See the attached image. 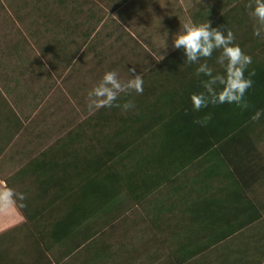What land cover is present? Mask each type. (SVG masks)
<instances>
[{
    "label": "crops",
    "instance_id": "0c3cea01",
    "mask_svg": "<svg viewBox=\"0 0 264 264\" xmlns=\"http://www.w3.org/2000/svg\"><path fill=\"white\" fill-rule=\"evenodd\" d=\"M209 1L188 0L187 5L200 19H210L212 28L225 35L231 29L234 43L252 57L248 67L262 71L264 29L260 37L253 35L254 25H259L249 14V0H211V8L217 3L229 5L214 15L212 9L208 15ZM162 2L60 0L64 10L69 9V22L73 21L63 23L68 32L63 29L61 33L82 36L86 45L73 53L66 45L73 40L65 38L63 49L72 54L68 64L55 73V81L70 80L71 93L58 94L54 101L50 93L20 92L14 80L7 90L8 82L0 75V192L10 189L14 193L12 202L0 207V264H178L176 258L188 254L191 244L207 241L203 228L209 209H204L210 189L204 191L193 183L205 166L193 163L170 185L162 184L159 176V183L148 193L143 180L150 172L138 167L137 155L152 143L145 122H159L186 104L182 82L194 79L196 88L197 82L204 84L194 74L202 64L213 73L225 70L220 50L189 61L180 46L173 57L166 55L146 64L133 75L142 76L143 92L118 97L120 103L132 102L134 107L128 111L112 107L89 112L85 106L88 92L105 72L116 71L121 78L128 71L131 52L142 51L133 54L138 60L147 50L137 36L149 23L159 24ZM175 2L180 9L177 16L189 17L185 3ZM57 45V49L52 44L44 47L49 53L63 44ZM85 49L91 50L92 75L97 74L90 81L85 80ZM259 130L262 139L256 148L264 140V125ZM161 148L159 137V163L171 157ZM173 157L172 162H177ZM259 160L256 154L254 169L260 174L264 163ZM63 186L70 188L68 193ZM19 193L23 201L18 200Z\"/></svg>",
    "mask_w": 264,
    "mask_h": 264
},
{
    "label": "trees",
    "instance_id": "16d2710c",
    "mask_svg": "<svg viewBox=\"0 0 264 264\" xmlns=\"http://www.w3.org/2000/svg\"><path fill=\"white\" fill-rule=\"evenodd\" d=\"M256 69L253 72L247 67L245 71L246 77L253 73L252 86L244 97L247 108L227 103L209 104L193 112L191 94L206 92L205 83L197 82L196 88L193 79L181 84L182 96L187 102L179 111L160 118V124L156 119L145 122L150 131L147 139L152 143L145 151L139 149L137 164L150 172L143 180L148 193L153 190L150 187L159 183V176L162 184L170 185L176 182L174 178L178 173L186 172L193 163L196 167L205 166L201 169L203 175L193 183L204 191L210 189L205 200L209 205L204 209H209L210 214L203 228L207 241L191 244L188 254L176 258L178 264H264V196L254 194V188L260 187L264 179V175L254 169L264 115L259 120L252 119L256 111L264 110V69ZM194 74L205 82L209 79L203 72ZM224 74V69L212 72L213 76ZM209 116L206 124L197 123ZM159 137L162 151L171 155L160 163ZM173 156L177 162H172ZM168 167L171 172L166 178ZM69 190L63 186L65 193Z\"/></svg>",
    "mask_w": 264,
    "mask_h": 264
},
{
    "label": "rangeland",
    "instance_id": "374dc122",
    "mask_svg": "<svg viewBox=\"0 0 264 264\" xmlns=\"http://www.w3.org/2000/svg\"><path fill=\"white\" fill-rule=\"evenodd\" d=\"M78 1L82 3L86 2V0ZM160 1H163L161 8L164 11L161 14L159 13V24L149 26V23L146 28L147 30L137 36L138 40L142 44L144 43L147 50L142 53L138 60L135 59L136 55L133 54L140 55L142 51L138 49L137 53L135 51L131 52L132 60L127 63L129 68L135 67V72L144 69L143 67L146 64H150L156 58H159L161 61L166 55V57L174 56V49L180 47L174 45L175 36L181 29L180 22L184 20H191L194 23L205 22L204 19L199 18L194 9H189L187 5L188 0H179L180 3L181 1L183 4L185 3V11L189 16L184 18V20L180 18L181 16H177V12H180V9L175 0H169L170 2L166 0ZM207 5L209 8L208 15L211 14V9L214 15V13H222L229 8V5L224 3H217L211 8V0ZM168 9L170 10V14ZM68 11L64 10L60 4V0H0V75L3 76L4 82H8V84H5V88L8 85L11 86L13 80L18 81L20 92L30 90V92L37 94L50 93V99L53 101L58 94L71 93V88H69L71 81L64 80L60 84H57L59 81H55V73L69 62V56L72 53L66 50L70 48L75 53L74 51H78L86 45V39H83L79 35L61 33L66 27L64 26L66 25L65 22L73 24V21L69 22ZM154 27H156V31L153 30ZM64 30L67 31L68 29ZM67 36L73 41L67 40L66 45L69 47L64 50V42H66L65 38ZM104 36L102 35V37ZM45 44H52L55 49H57L56 47L59 48L57 44L63 45H61V49L52 50L48 53L47 48L44 47ZM168 48L171 49V52ZM85 50L83 55L88 53V66L84 67L87 75L85 80L90 81L97 74L93 73L92 75L95 65L93 62L90 63L92 59L91 50ZM129 75L128 71L126 73L122 72L120 79H125ZM131 75L133 76L134 73ZM54 82H56V85ZM256 151V154L260 158L258 163L263 164L264 140L258 144ZM262 174L264 175V173ZM154 193L150 194L152 201L155 200L156 193ZM254 194L262 195L263 198L264 179L260 187L256 186L254 188ZM153 249H156L155 244Z\"/></svg>",
    "mask_w": 264,
    "mask_h": 264
},
{
    "label": "clouds",
    "instance_id": "9594fccd",
    "mask_svg": "<svg viewBox=\"0 0 264 264\" xmlns=\"http://www.w3.org/2000/svg\"><path fill=\"white\" fill-rule=\"evenodd\" d=\"M247 8L250 9V16L254 17L257 27H253V35L260 37L264 29V0H249ZM181 29L176 34L174 45L183 46L187 53L189 61H196L198 57H210L214 49L220 50V61H226L225 74L213 76L210 69L202 64L197 71L203 72L209 77L205 82L206 92L192 93L190 101L194 111H200L209 104H235L242 109L247 108L245 93L252 86L253 81L250 76H245V71L252 63V57L244 53L241 47L234 43V34L231 29H227L225 35L218 28H212V22L208 19L203 23H194L191 20L180 22ZM136 71L135 67L128 68L129 78L124 81L118 78L116 71H107L103 74L99 82L88 92L87 108L89 112H94L101 108H120L122 111H128L134 105L131 101L124 103L118 102L121 93L128 94L134 91L137 94L143 92V78L140 74L134 77L131 75ZM264 115V110H258L252 116V119L259 120ZM210 119L205 117L200 124H206ZM13 191L5 189L0 192V207L6 206L12 202ZM18 200L23 201L22 193L16 194ZM24 205L21 203L20 205Z\"/></svg>",
    "mask_w": 264,
    "mask_h": 264
}]
</instances>
